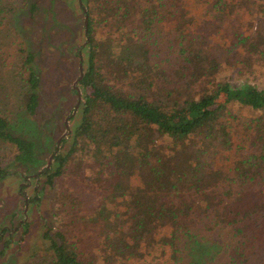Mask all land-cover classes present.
Segmentation results:
<instances>
[{"label":"trees","instance_id":"obj_1","mask_svg":"<svg viewBox=\"0 0 264 264\" xmlns=\"http://www.w3.org/2000/svg\"><path fill=\"white\" fill-rule=\"evenodd\" d=\"M81 1L88 42L78 79L85 88L80 114L68 148L55 151L38 174L49 185L68 173L71 183L88 179L97 198L90 212L74 207L69 218L42 233L52 264H95L86 259L92 245L88 230L105 264L154 245L161 231L172 247L177 230L187 232L199 202L211 214L207 229L225 236L221 264H264V88L232 83L217 73L223 62L233 64L232 48L261 61L264 36L258 32H264V22L255 35L243 33L250 24L243 28L230 19L242 12L230 0ZM11 11L0 0V33L7 23L4 36L15 43L0 50V70L17 78L19 106L33 115L39 76L32 51L12 39L17 30L7 18ZM219 27L231 32L224 48L210 45L204 33L220 32ZM97 28L120 36H97ZM111 66L118 75L114 82L107 76ZM11 120L0 109V144L11 147L13 165L30 169L40 161L36 143L13 133ZM222 155L225 162L218 160ZM6 172L0 164V179ZM61 197L76 202L71 192ZM7 229L0 227V238ZM7 242L4 238L0 253Z\"/></svg>","mask_w":264,"mask_h":264},{"label":"rangeland","instance_id":"obj_2","mask_svg":"<svg viewBox=\"0 0 264 264\" xmlns=\"http://www.w3.org/2000/svg\"><path fill=\"white\" fill-rule=\"evenodd\" d=\"M3 1L12 8L7 16L11 19V26L17 30L12 39L21 40L33 53V66L39 76V87L35 113L28 115L19 106L16 96L17 78L13 77L9 70V73L5 74L0 70V109L11 116L10 130L13 133H22L35 141L40 161L30 169L15 166L11 163V147L0 144V164L7 169L5 176L0 179V227L9 228L0 239L2 245L3 239L8 238V245L0 253V264H52L51 251L42 233L46 228L52 230L69 218L74 207L82 206V212H90L97 198L88 179H84L82 183H71L72 179L68 173L49 185L44 182V175L33 174L46 164L51 152L53 155L55 151L68 148L72 128L80 114V102L85 88L76 78L86 64L88 36L83 24L85 7L81 0ZM93 1L89 0V3ZM230 1L236 4L235 8L238 6L242 11L240 14H233L230 19L236 20L243 28L249 27L250 24L249 32L243 33L255 35L257 32L253 31L259 29L264 22V0ZM8 27L7 23L1 24L0 50L3 51L15 45L10 43V37L4 36V32H10L9 29L6 30ZM219 31L204 33L209 35L210 45L224 48L228 44L226 36L231 32H223L221 27ZM95 32L103 38L109 34V37L115 40L120 36V32H106L99 28ZM258 33L264 36V32ZM262 47L264 48V44ZM228 52V60L233 64L224 66L223 62L218 66V75L232 83H251L258 88H264V55L261 61H257L254 56H247L239 48H232ZM16 59L12 58L11 62L15 63ZM114 69L112 66L108 68L109 82L116 81L118 76ZM65 117L67 129L63 123ZM65 132L61 137H64V140L60 141V138L55 147L57 137ZM160 144L163 145V141L159 140L158 145ZM52 155L48 165L53 162ZM224 158L222 155L218 160L225 162ZM68 167L71 168L70 165ZM18 173L24 177L21 178ZM131 182L135 183V178H132ZM61 192H71L76 202H64L63 199L61 201ZM164 199L167 201L166 196ZM187 199L189 200V197ZM118 205L122 206V201H119ZM198 206L199 208H196L193 205L190 220L185 221L187 232L183 229L177 230L172 247H169L166 241L167 235L161 231L156 235L157 243L144 245L135 251L132 257L118 258L113 264H159L165 259L170 264L223 263L226 259L225 236L219 229H207L208 224L204 223L208 217L211 218V214L203 208L202 202H199ZM24 222L26 225H23ZM77 223L80 227L79 220ZM163 232L168 233L167 229ZM87 237L92 245L86 249V259L95 264H105L100 259V245L98 247L94 243L93 231L88 230ZM260 246L264 249V239ZM262 255L264 256V250Z\"/></svg>","mask_w":264,"mask_h":264},{"label":"water","instance_id":"obj_3","mask_svg":"<svg viewBox=\"0 0 264 264\" xmlns=\"http://www.w3.org/2000/svg\"><path fill=\"white\" fill-rule=\"evenodd\" d=\"M78 2H80V0H78ZM83 24H84V31H85V30H86V14H85V13H84V18H83ZM78 68H79V70H80V68H81V64H80V63L78 64ZM81 74H82V72L80 71L76 79H79L80 76H81ZM76 79H75L74 81H76ZM75 88H76V86H75ZM76 90H77V88H76ZM77 92H78V90H77ZM75 105H76V104H75ZM63 123H64V125H65V128L67 129V125H66V117H65V119L63 120ZM64 134H66V132L63 133V134H60V135L57 137V139H56V141H55V147H57L59 139H60L62 136H64ZM51 155H52V152L49 154V156H48V158H47V161H46V164H45L46 166H48V162H49V160H50V156H51Z\"/></svg>","mask_w":264,"mask_h":264},{"label":"flooded vegetation","instance_id":"obj_4","mask_svg":"<svg viewBox=\"0 0 264 264\" xmlns=\"http://www.w3.org/2000/svg\"><path fill=\"white\" fill-rule=\"evenodd\" d=\"M44 165H45V164H44ZM45 166H46V165H45ZM39 171H40V169H39V170H36V172H35V173H33V174H38V172H39ZM20 177H21V178H23L24 176H23V175H21ZM1 227H3V226H1ZM2 237H3V236H2ZM2 237H1V238H2ZM1 238H0V239H1Z\"/></svg>","mask_w":264,"mask_h":264}]
</instances>
